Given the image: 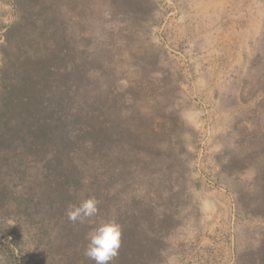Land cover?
<instances>
[{"label": "rangeland", "instance_id": "obj_1", "mask_svg": "<svg viewBox=\"0 0 264 264\" xmlns=\"http://www.w3.org/2000/svg\"><path fill=\"white\" fill-rule=\"evenodd\" d=\"M108 219L110 264H264V0H0V264Z\"/></svg>", "mask_w": 264, "mask_h": 264}, {"label": "clouds", "instance_id": "obj_2", "mask_svg": "<svg viewBox=\"0 0 264 264\" xmlns=\"http://www.w3.org/2000/svg\"><path fill=\"white\" fill-rule=\"evenodd\" d=\"M98 204L95 196L81 200L78 205L70 204L66 209L67 219L74 224L91 222L99 213ZM121 235L122 227L116 220L100 222L87 233L84 255L95 264H110L120 248Z\"/></svg>", "mask_w": 264, "mask_h": 264}, {"label": "trees", "instance_id": "obj_3", "mask_svg": "<svg viewBox=\"0 0 264 264\" xmlns=\"http://www.w3.org/2000/svg\"><path fill=\"white\" fill-rule=\"evenodd\" d=\"M0 239H5L4 242H1L2 245H8V246H9V245L12 244V240H11V238L9 237V234H8L7 231L2 230V231L0 232Z\"/></svg>", "mask_w": 264, "mask_h": 264}]
</instances>
